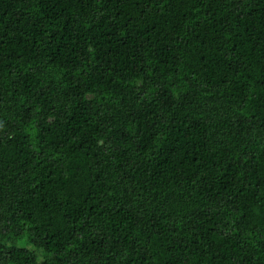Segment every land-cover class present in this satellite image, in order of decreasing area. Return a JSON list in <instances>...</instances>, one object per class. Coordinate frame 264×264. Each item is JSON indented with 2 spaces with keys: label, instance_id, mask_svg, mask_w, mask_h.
I'll return each mask as SVG.
<instances>
[{
  "label": "trees",
  "instance_id": "1",
  "mask_svg": "<svg viewBox=\"0 0 264 264\" xmlns=\"http://www.w3.org/2000/svg\"><path fill=\"white\" fill-rule=\"evenodd\" d=\"M0 264H264V0H0Z\"/></svg>",
  "mask_w": 264,
  "mask_h": 264
}]
</instances>
